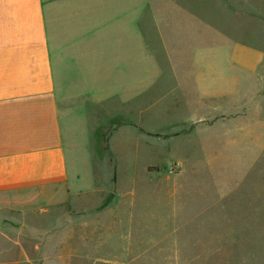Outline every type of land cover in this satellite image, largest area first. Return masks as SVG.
I'll use <instances>...</instances> for the list:
<instances>
[{
	"label": "rangeland",
	"instance_id": "obj_1",
	"mask_svg": "<svg viewBox=\"0 0 264 264\" xmlns=\"http://www.w3.org/2000/svg\"><path fill=\"white\" fill-rule=\"evenodd\" d=\"M107 6L111 30L94 51L112 65L122 57L124 82L138 77V100L135 109L122 92L121 104L109 100L76 115L73 144L66 145L73 192H87L90 203L119 202L122 215L120 239L109 235L111 210L99 221L89 217L97 249L87 252L113 254L122 264L118 250L128 245L136 256L128 264H264V82L230 55L235 45L264 53V0ZM119 14L122 23L109 24ZM201 75L212 90L234 77L245 90L201 96L190 91ZM107 81L110 96L117 81Z\"/></svg>",
	"mask_w": 264,
	"mask_h": 264
},
{
	"label": "crops",
	"instance_id": "obj_2",
	"mask_svg": "<svg viewBox=\"0 0 264 264\" xmlns=\"http://www.w3.org/2000/svg\"><path fill=\"white\" fill-rule=\"evenodd\" d=\"M107 13V0H0V264H67L72 258L76 264H121L113 254L87 252L89 245L97 249L91 216L99 221L97 215L111 210L109 235L122 237L119 202L90 203L87 192H73L66 156L76 115L100 110L109 100L121 104L122 92H129L133 107L138 100V77L124 82L122 57L116 65L103 53L96 57L94 46L102 47L111 30ZM122 20L119 14L109 24ZM263 54L240 45L230 51L236 65L264 82ZM108 79L117 81L110 96ZM208 80L201 75L202 88L191 84L190 91L218 97L223 89L245 90L238 77L220 80L218 90L206 87ZM90 139L97 143L95 133ZM127 247L118 250L122 264L136 257Z\"/></svg>",
	"mask_w": 264,
	"mask_h": 264
}]
</instances>
